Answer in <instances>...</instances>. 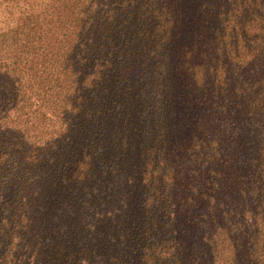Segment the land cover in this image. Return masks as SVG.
Returning a JSON list of instances; mask_svg holds the SVG:
<instances>
[{
  "label": "trees",
  "instance_id": "1",
  "mask_svg": "<svg viewBox=\"0 0 264 264\" xmlns=\"http://www.w3.org/2000/svg\"><path fill=\"white\" fill-rule=\"evenodd\" d=\"M0 264H264V0H0Z\"/></svg>",
  "mask_w": 264,
  "mask_h": 264
}]
</instances>
